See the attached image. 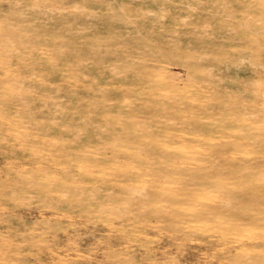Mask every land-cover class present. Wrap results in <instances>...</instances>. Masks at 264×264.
I'll list each match as a JSON object with an SVG mask.
<instances>
[{
    "label": "rangeland",
    "instance_id": "rangeland-1",
    "mask_svg": "<svg viewBox=\"0 0 264 264\" xmlns=\"http://www.w3.org/2000/svg\"><path fill=\"white\" fill-rule=\"evenodd\" d=\"M0 264H264V0H0Z\"/></svg>",
    "mask_w": 264,
    "mask_h": 264
}]
</instances>
